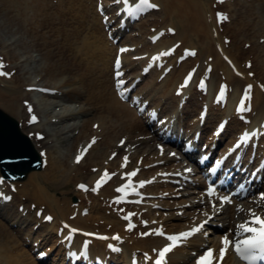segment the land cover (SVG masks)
<instances>
[{
  "label": "rangeland",
  "instance_id": "rangeland-1",
  "mask_svg": "<svg viewBox=\"0 0 264 264\" xmlns=\"http://www.w3.org/2000/svg\"><path fill=\"white\" fill-rule=\"evenodd\" d=\"M113 1L114 0H108L109 3ZM156 1L159 3V0ZM203 1L209 2L211 0ZM257 2L259 1L234 0L232 4L224 5L223 8L229 13L231 19L228 23L223 25L225 30L226 28H229L232 32V28L236 26L238 21L241 22L243 19L247 21V28L236 37L227 30L230 41L225 42L224 44L226 47L237 45L242 46L243 48L244 46L248 47V49H252L250 46L252 47V45H255L257 49L259 48L257 51H260V53H262L261 56L264 57V35H258V33L261 32L259 31L257 33L256 28L253 26L255 20L254 11L256 10V7H260V4L259 6H256ZM26 4L27 0H11L10 2L0 0V7L6 5L11 6L10 14L8 15L10 17L12 14L17 13L18 8H21ZM95 5V0H32V3L24 8L27 15L23 20L19 19L18 21L11 23V21H13L11 19L7 23L4 21L5 17L0 15V56H4V68L6 67V69L12 71V76H10L9 79L4 77L0 78V89L8 95L11 94L10 97H12L14 93H12L13 91L11 87H18V93L22 94L21 98L32 101L35 108L34 111L41 119V124L39 126L31 127V129H38L45 134L44 139H37L34 134L30 135L32 142L37 149L45 148L44 150H46L52 158L57 156L58 153H61V157H63L68 163L72 162L73 154L89 138L87 132L82 133V124L84 122L88 123L92 120H106V125H103L104 129H102L104 131L102 132L105 134L111 133L112 139L110 140L109 147L113 145V148H110L109 151L115 150L117 148V139L125 136L126 140L122 145L123 150H120V152L124 153L129 151L130 154L133 155V149H135L136 155H144L146 150H150V153H154L153 143H150L149 146H144V148L141 145L135 146V144H133V140L135 141V138L141 136L139 127L135 130L132 137L123 133L120 130V127H115L120 121L125 120V117H132L134 115L133 111L127 112L125 109H122L125 111H122L121 115L118 116L120 118V121L118 120V122L116 117H113L106 112L104 96H108V94H112V97L114 96L109 82L110 71L108 73L109 75H107V66L105 67L106 62H109L108 66H110V58L112 55L103 52L101 55L102 59H98L99 57H97L99 51L96 49V46L99 45L102 47V45L92 28L94 22V19L92 18V10ZM109 11H111L110 7ZM160 12L161 11L159 10L152 12L144 19L136 22L129 30L124 32L118 40L117 44L134 43L132 44L134 49L124 55V67L128 72H138L145 61L144 58L147 59L148 57H151L149 55H151V51L155 47L148 42V36L153 31V28L157 29L158 27H165L170 23L163 20ZM235 17L237 18L233 23ZM110 18H112V14H110ZM174 22L177 24L176 21ZM175 23H173V26L177 28L178 24L176 25ZM102 29L103 27L101 26L100 30L104 36V30ZM199 33L201 32L199 31L198 34ZM196 36L197 35L192 36L193 38L190 40V43L185 42L183 40L185 38L183 37L178 39V41L181 42V46L186 45L197 49L199 62L202 63L200 68H203L206 63L213 64V62L207 60L209 51H201L202 45L199 41H196ZM168 39H170V36H168ZM213 42L215 41L213 40ZM160 44L164 46V43ZM169 44H172V42ZM136 48L137 51L135 50ZM46 49L52 50L53 54L46 57L44 52ZM232 50L234 51L235 48H232ZM180 51L181 50H175L176 53H180ZM230 56L233 58L232 54H230ZM236 56L240 66L245 67L248 73L251 70L253 71L252 65L246 66L244 64V60L246 59L252 61L254 56L252 53ZM170 60V62L174 61V57ZM53 63L54 65L60 66L54 79H52L53 77L50 76L48 72L43 71L46 67L53 66ZM192 63L193 60L191 59L187 66H190ZM179 67L180 66L175 67L171 72L169 71L168 73H165L167 78L165 77L166 81L164 82L162 81L164 80V77L160 78V75H157V71L149 72L143 77L137 87V91L149 101L150 106H156L161 109V114L170 112L178 102V99L173 95L172 89L174 86L172 82H174L176 76L179 75L177 70ZM128 72H126L125 75L128 74ZM17 75L21 76L22 79L17 80ZM222 75L225 76V74ZM216 77L218 78V73L216 74ZM234 77L241 78L239 76ZM254 77L259 81H262L263 79L259 74L257 75L255 73ZM31 83L56 88L58 91L53 94V96L29 93L25 87ZM71 89H76L77 91ZM61 92L69 93L62 96ZM73 94L78 95L80 102L71 101V96ZM199 99L200 96L195 94L192 96L190 95L189 99L186 97L179 102L185 107L183 109L185 113L182 115L185 116V118L187 116V121L195 118L200 104ZM62 103L72 104V107L69 110L74 112L73 116H65L69 111L63 112ZM0 108L15 117L20 123L23 124L25 122V114H23V116L18 115L15 110L7 104V102L0 100ZM119 110L120 109L117 111ZM101 116L102 118H100ZM211 126L212 125L208 127V130ZM108 131H110V133ZM24 132L28 133L26 130H24ZM102 132L100 133L101 135H103ZM76 145L78 146L76 147ZM93 146L91 154L82 162V165H79V167H84L85 165L87 167L89 165L92 166L93 162L90 160L92 157H97V159L102 162H104L105 157L107 158L109 147L106 143L100 139L97 142L96 147L95 144ZM119 154L120 153L115 157H118ZM114 158H112L111 162H113L114 165H117L118 160H114ZM44 168L45 160L43 158L42 169L35 172H41ZM72 170L74 172L73 167L68 171ZM83 173V171H80L77 179L69 182L57 178H55V181L52 179V184L49 183L50 186L47 189V191L58 199L60 203H63L64 201L62 200L67 198L69 209L66 212H69L71 215H75L78 212L76 207L80 200H84V197H89L91 194H95L88 193V195L81 197L80 194L76 193V181H87L84 175H82ZM149 173L150 171H146L144 175H148ZM9 185L10 183H8V186ZM9 189L12 190V187L9 186ZM160 189L163 188L161 187ZM73 198H76V200ZM181 199L187 200L188 197L184 195L178 200L181 201ZM169 200L170 199L167 201ZM22 202L28 203L29 200L25 199L24 201L22 200ZM140 207L144 210V208H142L144 207L143 205ZM72 210H74V212H70ZM159 210L162 212V216L167 214L169 217L171 213H176L177 207L175 206L169 209L159 208ZM1 212L2 211H0V213ZM153 213H156V210H154ZM178 218L179 219L176 220L182 219L180 217ZM0 222L3 221L0 220ZM3 223L8 227L6 222ZM10 232L11 231L9 230V234ZM11 234L16 236L20 243H23L18 233L17 235L13 232ZM24 247L28 249L29 246L24 245Z\"/></svg>",
  "mask_w": 264,
  "mask_h": 264
},
{
  "label": "bare ground",
  "instance_id": "bare-ground-1",
  "mask_svg": "<svg viewBox=\"0 0 264 264\" xmlns=\"http://www.w3.org/2000/svg\"><path fill=\"white\" fill-rule=\"evenodd\" d=\"M5 1L10 2L11 0H5ZM105 1L107 2V0H105ZM153 1H155L157 4L160 3L159 11H161L163 20L170 22L167 25L173 26V23H175L174 21H176L178 24L177 28L175 26H173L176 29V31L173 34V36H170V41L171 40L177 41L178 39H181L183 37V38H185V39H183L185 42L190 43V40L193 38L192 36L197 35L196 41H199L200 44L202 45L201 51L206 50V51L211 52V54L208 53V59H212L214 61L213 62L214 63V69L212 71V75H211V78L209 81V85H208L209 88H212V86L215 85V77H216L215 72L218 70V68L221 70L223 69L224 71L227 72V74H228L227 80L229 81V83L232 84L233 87L230 89L228 101L226 102L223 110H220L219 108L217 109L218 111H220V115L228 114L230 112V109H231L230 100L234 97L235 94L238 93V91H239L238 88L241 87V85L239 86L240 83H242L244 81H249V80L255 81V79L253 80L252 78H250L248 76H246V78H244V79H237V78L231 77L229 67L221 59V56H220L221 54L228 55L227 52L232 54L233 57H235L233 59L231 57L232 61L234 62L235 65L239 66L238 65L239 63L236 60V55H244L246 53H250V54L252 53L254 55V57L256 58L255 59V61H256L255 62L256 74L257 75L259 74L261 76V78H263V80H264V57L261 56L262 53H260V51L259 52L257 51L259 48L257 49L255 45H252V47H250L252 49H248L247 47L243 48L242 46H237V45H234L232 47H226V45H224L222 43L221 39L224 38L226 35H229L228 31L231 32V30L229 28H226V31H224V28L222 26V24H224V23H221L220 25H218L212 19H211L212 21L210 19H208V18H213L215 16V12H216L214 10L215 6L224 7V5H226V4L230 5L231 1H227L224 3L223 2L216 3V2H213L212 0L210 2H205L203 0H159V3L156 0H153ZM250 1H252V0H250ZM258 1L259 2L256 3V6H259V4H260V7L259 8L256 7V10L254 11L255 20L253 22V24H254L253 26L256 28L257 33L259 31L261 32V33H258V35L263 36L264 35V0H258ZM31 3H32V0H27V4L21 8H18L17 13L12 14L11 17L8 16L10 14V7H11L10 5L0 7V15L5 17L4 21L7 23L11 19L13 20V21H11V23H13L14 21H18L19 19L23 20V19H25L24 17H26V15H27V12H25L24 8L27 7ZM147 15H149V14H147ZM175 17H177V18H175ZM92 18L94 19L93 27H92L93 31L97 34V37L100 40V43L102 45V47L99 45L96 46V49L99 51V55H97V57H99L98 59H102L101 55L103 54V52L112 54L113 52H116L117 46H113L111 43H109L107 41L105 35L103 36V34L100 30L101 16L99 15V13L96 12L95 7L92 10ZM236 18L237 17L234 18L233 23H234ZM246 25H247V21L245 19H243L241 22L238 21L236 26L234 28H232L233 31L231 32V34L235 37L240 35L242 33V31H244L247 28ZM199 31L201 33L198 34ZM245 32H247V31H245ZM213 37L216 38L215 43L213 42ZM160 43H161V41H159L158 44H156V45H159ZM162 43L165 44L167 42L163 41ZM232 48H235V50L233 51ZM235 51H237V52H235ZM44 52H45L46 57H48V55L53 54L52 50L46 49ZM197 56L198 55H196V57ZM196 57H195L194 61L198 60V58H196ZM188 61H190V59ZM188 61L181 65L182 71L186 68V64L188 63ZM124 62H125V58H124ZM108 64H109V62L105 63V67L107 66L106 67L107 68V70H106L107 75H109L108 74L109 71L112 72V66H113V65H111V67H110V66H108ZM59 67H60L59 65H54V63H53V66H48L45 69L46 71L45 70H43V71L48 72L49 75L53 77L52 79H54V77L56 76V72L59 71ZM240 70L243 72H246L244 70V68H240ZM7 72H8V69H7ZM111 74L112 73H110V76H111ZM18 79L21 80L22 77L17 75V80ZM164 81H165V79H164ZM109 82L111 84V77L109 79ZM262 84L264 85V83H262ZM11 89L13 91L12 93H15L13 97H8V94H6L4 91H2L0 89V100L7 102V104L12 109H14L18 115L23 116V111L24 112L27 111V113H28V109L26 106H23L20 103V99H21L20 95L21 94H18V87L12 86ZM71 90L77 91L76 89H71ZM110 96L112 99L110 98ZM114 97H115V95L112 97V94H108V96H104V100L106 103L105 108H106V112L108 114H110L111 116L116 117V120L118 122L119 117L116 114H114L113 112L116 113V111L118 109H121V108H125L128 112H130V111L116 97L114 99ZM71 101L80 102V99L78 98V95L73 94L71 96ZM254 101H255L254 102L255 106H257L259 108L257 110L256 114L252 115L253 121H254V123H256L257 117L259 116V114L261 113V115H262L264 113V100L262 101L261 95L258 92H256V94L254 96ZM63 109L65 111H68L69 106L67 104H63ZM71 115L72 116L74 115L73 111L66 114L65 116H71ZM224 118H227V116ZM128 120H130V118L123 120V121L119 120L120 121L119 124L122 125V127L120 128L121 131L128 132L130 130L129 125L136 127V121H135V123H129L128 124ZM90 122H88V123L84 122L82 124V133L87 132V135L89 134V138L93 135L100 134V133H98V130L96 129V127L92 125L95 121L93 120L91 122V124H89ZM208 122H210V120ZM234 122H237V121L235 119L229 120V123L227 125L226 130L222 131V133L220 134V138H223V136H226V132H229V129H231V127H233L232 124H234ZM39 124H40V121L37 124H35V126H37ZM100 124L106 125V120L102 119L100 121ZM119 124H117L115 127L116 128L120 127ZM26 125H28V124H26ZM26 125H24L22 128H27L28 126H26ZM251 127H253V126H251ZM99 128H100L99 131L101 132V128H103V127L100 126ZM29 130H31V129H29ZM93 132H95V133H93ZM108 132L110 133V131H108ZM92 133H93V135H92ZM226 137H229V136H226ZM101 139L109 147L110 140L112 139L111 133L110 134L104 133V136H101ZM118 139H117V141H118ZM96 144H95V147H96ZM77 146L78 145H76V147ZM92 147H94V146H91V149L88 150V152L86 154L87 156L85 155L82 162L86 159V157H88L91 154ZM110 148H113V145L108 148V151ZM113 151L114 150H110L109 152H113ZM109 152L107 153V155L109 154ZM94 154H96V153H94ZM96 159H97V157H92L90 160H91V162H93L92 167H95L98 165V167H97V169H98L97 172H98L104 168L100 169V167H101L100 164L102 161H100L98 159L96 160ZM82 162L76 163V162L72 161V162L68 163L67 161L64 160L63 157H61V153H58L57 156H54V158H52L46 152L45 169L41 172H34V173L30 174L28 176L29 178L25 182H22V183L16 182L17 184H14L16 186V190H15V193L13 192L12 197L9 200L10 203L13 201V196H14V198H16L17 201L18 200H24V198L25 199H29V198L31 199L27 204H24L22 202L17 203L16 207L23 204L24 212L18 211L16 209L15 215H14V218L17 219V222L19 221L23 224L26 222V226H25L26 232H24V238H27V239L32 238V240H34L33 245L37 242V240H40L39 238H42V240L51 239L52 244L49 247L47 245L45 246V244H43V243H40L38 246L39 248L36 247V250L38 249V250H43V251H49V249L56 246V248L52 249L54 251V257L52 258L53 261L48 262V264H54V263L60 264L61 257H63L65 254L62 252V250H64V249L61 250L60 246L66 245L67 239H65V240L62 239V240L58 241L59 238L56 237V235L54 234V231H56L58 229V226L61 225L63 221H66L70 224H73V225L80 227L81 229H85V230H92L91 228H93V225H95V226L99 225L101 229L98 232L102 231L103 233H110V232H114V231L118 230L119 233L121 234V236L124 237V240L118 239L115 242L111 241L113 244L120 246L121 251H120V253L111 254L112 256H111V258L107 259L106 264H118L119 263L118 259L121 262L120 264H131V258L138 255V251L141 253L147 252L149 255H151L150 250H152L156 245H158L162 241H165V239L162 237H155V236L141 238V237H138L136 234H133L132 232H128L125 229H123L122 222H120L115 217L114 212L112 211V209L108 206V203L106 202V200L109 199L110 197H112V196L116 197L117 196V195H115L117 191H116V188L114 187V185H115L114 182H110L106 186L101 187L104 189L103 192L102 193L98 192L99 193L98 196L92 197V200H91L92 205L90 206L91 209H90L89 213L86 214V216L82 217L79 215L76 217V219H73V220L66 219L67 217L65 215L69 213L68 212L65 214V211H68V209H69L68 203H67V198H64L62 200L64 202L60 203L58 199H56L51 193H49L47 191V189L50 186L49 183L52 184V179H54V181H55L56 180L55 178H57V179H60L62 181H65V182H69V181L77 179L78 173L80 171H83L85 176L88 179L92 180V178L94 176H96L97 173L92 172V169H90V165H89V168L86 165L84 167H79V165ZM71 167H73L74 172H73V170L68 171V170H70ZM117 185H119V183ZM97 190H99V188H97ZM154 192H156V191H154ZM77 193H83V192H82V190H80V191H77ZM87 200H89V198H87ZM84 203L85 202L83 201V202H80L79 204L83 206ZM13 205H15V203ZM6 206H8V205L6 204ZM128 206H132V205H128ZM35 207H37V209L43 210L44 212H48L49 214H46V215H49L52 219L47 221V222L41 220V218H39L36 215V213H33ZM80 210H82V207L80 208ZM103 211H104V213H103ZM150 214H151V211H148V216ZM14 218L12 220H14ZM170 218L175 219L176 217L174 215H171ZM44 220H46V219H44ZM30 222H31V224L32 223L38 224V226H37L38 229L33 231L31 226L28 227ZM166 225L169 226V228H168L169 232H172V231L178 232L179 228H183L182 226H179V225H182L181 222L175 223V222L169 221V222H166ZM162 226H164V225H161V227ZM177 227H178V229H177ZM163 228H165V226ZM16 231L20 232V230H16ZM63 231L68 232L69 229L65 228ZM115 234L118 235L117 232ZM82 237L79 235H76L74 243L76 242L75 244H78L81 240L84 239ZM196 238L197 239L193 238L191 241L189 240L190 243H189L188 247H186V246H187L189 241H182L180 244V248L173 249V251L168 255L167 264H183V263L189 264L190 258H189V255H186L185 250L188 251L189 249H192L194 247L196 249L197 246L198 247L201 246V241L199 239V236H196ZM130 239H131V241H130ZM109 241H110V239H109ZM105 242H106V240H102V241L93 240L92 241V243L90 245V249H91L90 256H88V260L90 262L93 260V257L95 255H99V253H101L100 248H103ZM33 245H31V248L33 247ZM47 247L49 249H46ZM59 249L61 250L60 252H59ZM58 252H59V254H58ZM62 253H63V255H62ZM102 253H106V250H104ZM57 254H58V257H55ZM157 255L158 254H155V255L153 254V257L154 256L156 257ZM30 256L27 254V252L24 250L21 243L18 242V240L15 238V236L9 234V231H8L7 227L4 225V223L0 222V264H37L38 262L36 261L35 257L33 255H30ZM83 259H87V256H86V258L83 257ZM150 261H153L152 258H149V262ZM139 264H143V263L140 262ZM223 264H234L233 257L230 254H228L225 257V259L223 260Z\"/></svg>",
  "mask_w": 264,
  "mask_h": 264
},
{
  "label": "snow or ice",
  "instance_id": "snow-or-ice-1",
  "mask_svg": "<svg viewBox=\"0 0 264 264\" xmlns=\"http://www.w3.org/2000/svg\"><path fill=\"white\" fill-rule=\"evenodd\" d=\"M139 4L146 7V8H157L158 5L154 4V3H150V0H139ZM226 18L224 17L223 13H217V18L218 20L220 18ZM169 32L174 31V29H168ZM124 49H121V51H123ZM171 51V50H169ZM188 51V50H186ZM117 63H119V61H117ZM3 61L2 59H0V75L3 76H11L12 73L10 72H6L3 71ZM117 75H119V73H117ZM249 75H252V73H249ZM186 82H187V78H186ZM118 83H122V81H118ZM252 85H248L247 88L251 89ZM261 87H264V85H262ZM221 91H223V86L221 88ZM179 92V89H178ZM248 96V92H245V97ZM239 110V107H238ZM36 117L32 116L31 120L29 122L35 121ZM36 136L39 137L40 134L36 133ZM244 137L241 136L240 139L242 140ZM95 138H93V142H94ZM124 141L121 140V143H123ZM237 143H239V140L237 141ZM87 149H83L81 150L80 153H78L75 157V161L79 162L81 159V156L83 155V152L86 151ZM170 155H174L173 153H169ZM43 155V153H42ZM115 155V154H113ZM127 158L125 157V160ZM217 163H219V161H217ZM185 171H189V169H185ZM108 175L107 170L104 171V174L101 175L96 181V187L92 188V191H96L97 188L100 186L101 182L105 179V177ZM125 175L131 177L133 175H135V170L133 172H128ZM3 178L0 177V180H2ZM141 184L145 183L144 181H140ZM79 188L81 189H85L87 188L86 185L84 184H79L77 185ZM126 185L122 184L120 185L116 191L121 192L125 189ZM134 190V189H133ZM214 192V188L213 187H208L207 188V193L209 194V196L212 195V193ZM261 200H264V192L259 194ZM115 199L117 201H119L121 199V197H115ZM220 200L222 202H231L230 198L225 195V196H221ZM249 212V216L247 220L242 221L240 224L237 225V233L238 235H242V238L240 239H235L232 240L229 238L228 235H224L221 238V243H222V247L220 248V256L223 257L227 246L231 245L233 250L236 252V254L240 257V259L244 260L246 262V264H256V262L258 260L260 261H264V215L258 214L255 211H253L252 209L248 210ZM44 219L46 220H51L52 218L50 216L48 217H44ZM204 224V221H201L200 224H197L195 226H193L192 228H190L187 231L184 232H180L177 234H165L163 233L160 229H157V233L161 234V235H167V239L168 241H170V243L165 244L164 247L160 248V249H154L153 251H156L158 253L157 257H156V262L155 264H163V260L165 257V254L167 252H169L173 247H175V245L177 243H179L180 238H186L190 235H192L193 233L197 232ZM78 231L77 229H71L68 233V237H66L65 239H70L71 235L73 232ZM243 233H248V235H243ZM146 234V233H145ZM92 235V234H89ZM205 235H207V233H205ZM99 238L101 239H107V237H103L100 236ZM113 240H118L119 236L118 235H114L112 237ZM85 245L88 244V241L84 242ZM107 247L109 249H112L113 251H118V249H116L114 247L113 244H108ZM213 252L214 250L212 248H207L203 255L197 257L196 259V264H213V261L215 260V257L213 256ZM41 256H44L45 253L41 252L40 253ZM147 255V254H145ZM218 264V262H217Z\"/></svg>",
  "mask_w": 264,
  "mask_h": 264
},
{
  "label": "water",
  "instance_id": "water-1",
  "mask_svg": "<svg viewBox=\"0 0 264 264\" xmlns=\"http://www.w3.org/2000/svg\"><path fill=\"white\" fill-rule=\"evenodd\" d=\"M27 139L20 135L13 119L0 110V168L9 178H22L25 173L38 167ZM12 172V173H11Z\"/></svg>",
  "mask_w": 264,
  "mask_h": 264
}]
</instances>
